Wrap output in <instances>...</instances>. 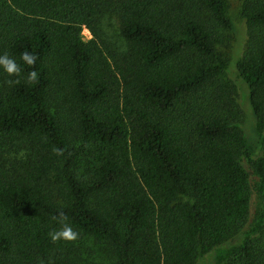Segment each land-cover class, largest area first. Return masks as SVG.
<instances>
[{
    "label": "trees",
    "instance_id": "trees-1",
    "mask_svg": "<svg viewBox=\"0 0 264 264\" xmlns=\"http://www.w3.org/2000/svg\"><path fill=\"white\" fill-rule=\"evenodd\" d=\"M240 15L236 39L228 0H0V55L22 68L0 67V264H97L52 241L60 212L108 264H264V0Z\"/></svg>",
    "mask_w": 264,
    "mask_h": 264
},
{
    "label": "rangeland",
    "instance_id": "rangeland-1",
    "mask_svg": "<svg viewBox=\"0 0 264 264\" xmlns=\"http://www.w3.org/2000/svg\"><path fill=\"white\" fill-rule=\"evenodd\" d=\"M229 4V10L232 19L235 22L236 26V33L235 37L238 39L241 37L245 25L243 22V19L240 15V0H228ZM114 21V19H111ZM107 36L109 40L114 42L117 46L124 48V41L119 35V32L117 30V26L114 25L112 22H106L103 25ZM218 32H220V29H217ZM225 32V31H224ZM84 37L89 38L90 37V32L87 28L83 29ZM233 36L230 37V40L228 43L225 45H220L218 46V50L221 53V55L227 60L229 67H232L234 64V58L236 56V45L233 43ZM229 77H233L232 75V68L231 70L229 69V74L226 73ZM244 102H242L239 98V104L242 110L243 114V123L240 126L244 132L248 135L252 134L254 125H255V120L253 118V114L251 111V108L249 106V103L247 101V98L245 95L243 96ZM240 163L242 166L245 168L249 175V182H250V187H251V204H250V211L248 214V220L247 223L250 224L252 220L255 218L256 213L259 211L262 205V197L258 191L257 185H258V177L256 173L254 172L252 166L248 162V160L242 156L240 157ZM79 234V233H78ZM79 249L77 251L78 255L76 256L78 260L82 263H97V264H108L110 261L109 258V249L108 245L103 242H97L95 239L92 237L86 236L79 234L78 239L75 240Z\"/></svg>",
    "mask_w": 264,
    "mask_h": 264
},
{
    "label": "clouds",
    "instance_id": "clouds-1",
    "mask_svg": "<svg viewBox=\"0 0 264 264\" xmlns=\"http://www.w3.org/2000/svg\"><path fill=\"white\" fill-rule=\"evenodd\" d=\"M38 59H39V54L35 52L25 51L21 54V60L33 68ZM0 67L4 69V71L7 73L9 77H20L22 73V68L20 64H18L17 61L7 53L0 55ZM38 76L39 74L37 71L35 70L30 71L28 73L27 80L29 83H38L39 82ZM6 83H8L9 85H12L14 83H19V79L16 80L9 79L6 81ZM56 152L59 155L63 154V152L59 149H57ZM21 155H23V153H21ZM54 219H57L59 223L63 224V227L61 229L49 233V236L51 237L54 243L60 240L75 241L76 239H78L79 234L75 232L69 225L64 223L67 220V217L63 212H60L59 216L54 217Z\"/></svg>",
    "mask_w": 264,
    "mask_h": 264
}]
</instances>
